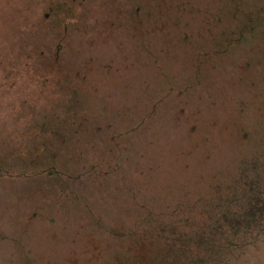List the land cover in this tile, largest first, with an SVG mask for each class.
Segmentation results:
<instances>
[{
    "label": "rangeland",
    "instance_id": "obj_1",
    "mask_svg": "<svg viewBox=\"0 0 264 264\" xmlns=\"http://www.w3.org/2000/svg\"><path fill=\"white\" fill-rule=\"evenodd\" d=\"M136 262L264 264V0H0V264Z\"/></svg>",
    "mask_w": 264,
    "mask_h": 264
},
{
    "label": "trees",
    "instance_id": "obj_2",
    "mask_svg": "<svg viewBox=\"0 0 264 264\" xmlns=\"http://www.w3.org/2000/svg\"><path fill=\"white\" fill-rule=\"evenodd\" d=\"M56 63L55 61L53 62V67L54 69H56ZM56 168H54L53 170L51 169V173L56 172ZM205 229L202 230V233L200 231H196L193 234H183L180 235L176 238V236L171 237L172 238V242L175 244H178V253H185L190 249V246L193 244H200V242L202 243H206L209 242V240H211L214 236V234H216L215 232V228L209 227L207 233H203ZM204 236V238H203ZM143 264V262H136V264Z\"/></svg>",
    "mask_w": 264,
    "mask_h": 264
}]
</instances>
